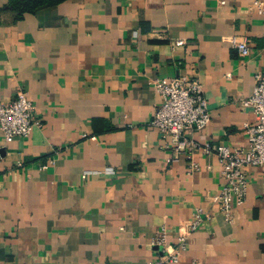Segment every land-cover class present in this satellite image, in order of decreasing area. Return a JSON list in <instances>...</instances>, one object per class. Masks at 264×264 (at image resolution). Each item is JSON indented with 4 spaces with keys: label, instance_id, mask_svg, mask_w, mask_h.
<instances>
[{
    "label": "crops",
    "instance_id": "crops-1",
    "mask_svg": "<svg viewBox=\"0 0 264 264\" xmlns=\"http://www.w3.org/2000/svg\"><path fill=\"white\" fill-rule=\"evenodd\" d=\"M254 1L64 0L24 14L0 0V103L23 91L43 122L9 144L0 131V264H149L158 235L176 244L198 209L210 219L179 264H264V168L248 169L227 220L218 157L174 160L151 124L154 81L196 77L211 122L192 138L247 146L258 117L242 101L264 72Z\"/></svg>",
    "mask_w": 264,
    "mask_h": 264
},
{
    "label": "built area",
    "instance_id": "built-area-1",
    "mask_svg": "<svg viewBox=\"0 0 264 264\" xmlns=\"http://www.w3.org/2000/svg\"><path fill=\"white\" fill-rule=\"evenodd\" d=\"M225 2H222L224 4ZM252 9L264 16V0H256ZM184 45L185 41H177ZM234 47L246 57L250 47L246 41H234ZM255 88L252 95L242 101V106L253 111L258 117L256 125L245 123L243 129L248 134L245 148H230L224 145L197 143L191 134L204 130L211 122L208 101L202 83L196 77L181 75L170 80H156L153 87L161 99V105L155 112L151 124L160 131L161 138L166 141V148L174 153V160L180 155L190 158L195 152L215 154L222 166L223 185L215 197L214 205L231 220L235 208L246 200L250 180L248 169L264 168V72L255 75ZM35 109L27 93L19 92L10 104L0 103V131L5 143H12L17 138H28L35 128H42L43 122L34 115ZM197 169L193 164L192 170ZM106 173L113 174L112 168ZM90 173H85L86 179ZM210 219L203 209H198L186 227L179 230L177 243L166 242L164 230L155 240L162 248V256L149 264H179L185 253L189 239L193 233Z\"/></svg>",
    "mask_w": 264,
    "mask_h": 264
},
{
    "label": "trees",
    "instance_id": "trees-1",
    "mask_svg": "<svg viewBox=\"0 0 264 264\" xmlns=\"http://www.w3.org/2000/svg\"><path fill=\"white\" fill-rule=\"evenodd\" d=\"M64 0H18L16 7L20 13H31L36 10L58 4Z\"/></svg>",
    "mask_w": 264,
    "mask_h": 264
}]
</instances>
